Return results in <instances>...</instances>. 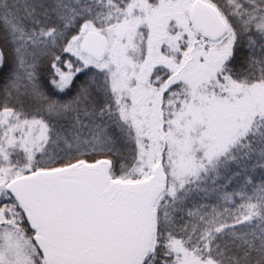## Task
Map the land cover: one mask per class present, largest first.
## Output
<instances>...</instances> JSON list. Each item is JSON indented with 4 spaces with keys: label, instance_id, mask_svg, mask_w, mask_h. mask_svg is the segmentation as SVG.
I'll return each instance as SVG.
<instances>
[{
    "label": "snow or ice",
    "instance_id": "1",
    "mask_svg": "<svg viewBox=\"0 0 264 264\" xmlns=\"http://www.w3.org/2000/svg\"><path fill=\"white\" fill-rule=\"evenodd\" d=\"M0 264H264V0H0Z\"/></svg>",
    "mask_w": 264,
    "mask_h": 264
}]
</instances>
